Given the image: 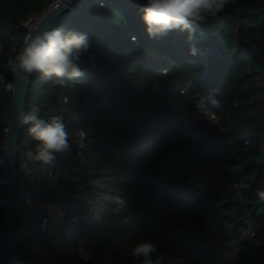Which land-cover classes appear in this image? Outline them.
Masks as SVG:
<instances>
[{"label": "trees", "instance_id": "obj_1", "mask_svg": "<svg viewBox=\"0 0 264 264\" xmlns=\"http://www.w3.org/2000/svg\"><path fill=\"white\" fill-rule=\"evenodd\" d=\"M54 1L0 0L7 82L26 20ZM145 2L79 0L56 27L86 34L90 47L75 81L33 74L25 111L61 116L71 148L44 164L21 131L14 264H140L131 249L148 241L154 264H264V0H233L195 22L191 40L178 30L150 38ZM13 101L0 86L3 162ZM58 169L71 177L61 192L49 177ZM4 192L3 163L0 228ZM51 202L63 214H49Z\"/></svg>", "mask_w": 264, "mask_h": 264}, {"label": "clouds", "instance_id": "obj_2", "mask_svg": "<svg viewBox=\"0 0 264 264\" xmlns=\"http://www.w3.org/2000/svg\"><path fill=\"white\" fill-rule=\"evenodd\" d=\"M233 0H146L142 8L141 19L147 35L159 39L169 32H187L191 40L195 33V22H202L226 10ZM90 41L86 34L77 31H65L61 28H48L31 31L24 39L23 49L7 61L12 82H7L0 74V86L9 93H15L17 85L27 83L33 73L45 78L56 77L61 83L75 81L83 77L80 67L81 56L87 52ZM190 54L195 56L197 48L192 45ZM18 128H25L27 134L37 142L34 159L50 164L56 154L70 151L69 132L61 116L44 119L39 108L31 111L21 109L13 118ZM30 158H33L30 154ZM0 161V164H3ZM257 196L264 200V190H258ZM157 245L148 241L135 244L131 255L140 264H154L153 254Z\"/></svg>", "mask_w": 264, "mask_h": 264}, {"label": "water", "instance_id": "obj_3", "mask_svg": "<svg viewBox=\"0 0 264 264\" xmlns=\"http://www.w3.org/2000/svg\"><path fill=\"white\" fill-rule=\"evenodd\" d=\"M79 0H63L58 6L47 8L46 14L32 31H42L48 28H56L66 19ZM31 32V31H30ZM29 33V32H28ZM28 35V34H27ZM24 45V44H23ZM23 49V47H22ZM34 74V73H33ZM33 74L27 83L21 81L17 85L14 95L13 112L9 127L6 132L4 147V194H3V218L0 228V264H14L18 253V144L23 128H18L14 123V116L21 109L25 110L27 96Z\"/></svg>", "mask_w": 264, "mask_h": 264}, {"label": "built area", "instance_id": "obj_4", "mask_svg": "<svg viewBox=\"0 0 264 264\" xmlns=\"http://www.w3.org/2000/svg\"><path fill=\"white\" fill-rule=\"evenodd\" d=\"M60 2H62V0H55L51 4V6L56 7L59 5ZM46 10H44V12H42L41 14L36 15V16L31 17L28 20H26L25 26H26L28 32L32 31L35 27H37L36 25L42 20V18L46 14ZM91 57L93 58V56H91ZM84 138H85V133L83 131H79L75 134V145H76L77 152H78L79 156L83 155L84 147L86 145L84 142ZM31 154H32V157L34 159L35 153H31ZM51 164L54 165L55 161H52ZM49 177L51 179L52 185L56 188V190L58 192H61L63 190L62 181H67L71 178L68 171L62 170V169L51 170L49 172ZM46 209H47V212L49 214H55V213H62L63 214V211H64V210H62V208L57 203H53V202L46 203ZM71 220L73 222H76L77 217L72 215ZM44 221H47V219H45Z\"/></svg>", "mask_w": 264, "mask_h": 264}, {"label": "rangeland", "instance_id": "obj_5", "mask_svg": "<svg viewBox=\"0 0 264 264\" xmlns=\"http://www.w3.org/2000/svg\"><path fill=\"white\" fill-rule=\"evenodd\" d=\"M215 116H216V114L214 113V114H212V115H211V116H209V117H210V118H211V117L213 118V117H215Z\"/></svg>", "mask_w": 264, "mask_h": 264}, {"label": "bare ground", "instance_id": "obj_6", "mask_svg": "<svg viewBox=\"0 0 264 264\" xmlns=\"http://www.w3.org/2000/svg\"><path fill=\"white\" fill-rule=\"evenodd\" d=\"M63 1V0H62Z\"/></svg>", "mask_w": 264, "mask_h": 264}]
</instances>
